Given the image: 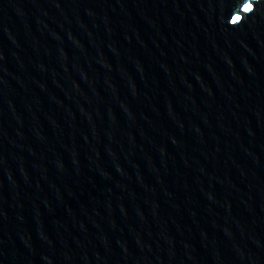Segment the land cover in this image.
Listing matches in <instances>:
<instances>
[{"label":"water","instance_id":"95a60500","mask_svg":"<svg viewBox=\"0 0 264 264\" xmlns=\"http://www.w3.org/2000/svg\"><path fill=\"white\" fill-rule=\"evenodd\" d=\"M0 264H264V0H0Z\"/></svg>","mask_w":264,"mask_h":264}]
</instances>
